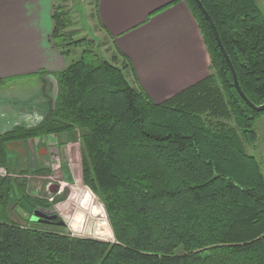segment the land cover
Masks as SVG:
<instances>
[{"label": "trees", "instance_id": "trees-1", "mask_svg": "<svg viewBox=\"0 0 264 264\" xmlns=\"http://www.w3.org/2000/svg\"><path fill=\"white\" fill-rule=\"evenodd\" d=\"M186 1L210 56L204 79L156 103L129 82L123 56L118 65L88 47L52 74L57 94L42 123L0 135V166L9 173L7 144L76 132L82 182L102 203L115 241L10 221L4 209L14 189L17 204L53 203L30 198L24 182L5 176L0 264H264V175L246 149L264 111L240 98L208 22L195 0ZM200 1L241 90L262 104L264 14L257 0ZM52 18L50 39L68 57L66 45L82 39H67L63 11Z\"/></svg>", "mask_w": 264, "mask_h": 264}, {"label": "crops", "instance_id": "crops-1", "mask_svg": "<svg viewBox=\"0 0 264 264\" xmlns=\"http://www.w3.org/2000/svg\"><path fill=\"white\" fill-rule=\"evenodd\" d=\"M95 4L97 21L129 65L131 84L152 101L163 102L209 74L210 56L186 0ZM55 9L64 10L57 0H0V135L41 124L52 107L51 76L68 65L50 39ZM41 138L36 151L53 162L54 147L65 148L62 135ZM28 140L7 144L6 151L15 144L27 150ZM74 189L71 218L84 209V192Z\"/></svg>", "mask_w": 264, "mask_h": 264}, {"label": "rangeland", "instance_id": "rangeland-1", "mask_svg": "<svg viewBox=\"0 0 264 264\" xmlns=\"http://www.w3.org/2000/svg\"><path fill=\"white\" fill-rule=\"evenodd\" d=\"M57 2L64 8L63 20L65 22V28L71 33L67 35V39L71 40V42L82 39V42L78 43L77 46L71 44V46L66 45V49L70 48L73 50L66 57L68 64L72 60L79 58L82 50L89 47L97 54V57L110 60L115 56V62L118 65H122L124 62L122 56L116 52L112 40L106 35L97 21L96 0H57ZM257 5L264 14V0H257ZM88 42L90 44H87ZM128 80L132 83L130 78ZM27 82L34 85V80ZM253 128L257 137L254 145L249 146L250 144H247L246 149L248 153L254 155L260 162V168L264 175L263 116L254 121ZM61 135L63 141L60 142V145H64L65 148H62V150L59 148L61 154L58 151V154L56 153L53 156V159H55L53 162L48 158V155L43 157L41 152L38 153L36 151L40 147L41 137L29 139L27 150H23L18 144L10 145L13 149L12 151H10L11 149L7 151V163L9 165L13 164L15 167L9 173H6L0 166V178L7 176L15 185L24 182L26 184L25 194L30 196V198L46 200L49 203H53L51 207H48L47 211L51 214H56L58 221H62L63 225H41L45 230L66 233L74 237L92 238L113 243L115 240L104 207L83 184L81 179L77 133H63ZM49 139L51 140V137ZM52 140L55 142L54 138ZM54 152L57 151L54 150ZM39 159H42V161ZM74 188H79L84 192L80 200V204L84 206V209L80 211L81 213L78 212L74 218H71L70 212L73 203L70 197L75 190ZM18 195H20V192L15 189L10 194L8 206L4 209L5 217L21 225H37L39 227L40 224L30 223L29 220L34 209H43V207L32 208L31 204H27L25 201L17 204ZM181 251L179 249L177 253Z\"/></svg>", "mask_w": 264, "mask_h": 264}, {"label": "water", "instance_id": "water-1", "mask_svg": "<svg viewBox=\"0 0 264 264\" xmlns=\"http://www.w3.org/2000/svg\"><path fill=\"white\" fill-rule=\"evenodd\" d=\"M198 8L200 9V11L202 12L203 16L205 17L206 21L208 22L211 32L214 36V39L216 41V44L220 50V52L223 55V58L227 64V67L230 70L231 76H232V80H233V85L234 88L236 90V92L238 93V95L240 96V98L243 100V102L252 110L256 111V112H262L264 111V102L260 105H255L254 103H252L247 97L246 95L243 93V91L241 90L239 84H238V80H237V75L235 72V69L228 57V54L226 53L222 42L220 40V37L218 35V32L216 30V27L212 21V19L210 18L209 14L207 13V11L205 10V8L203 7L202 3L200 0H195ZM52 79V98H55L56 94H57V84L55 79L53 78V76H51ZM55 135L53 134V137ZM58 148L54 147V150H56L57 152H54L55 154H58ZM57 217L56 214H51L49 213V211L45 210V209H34L32 212V216L30 217V221L31 222H36V223H41V224H57V225H63L62 221H58V222H53V220Z\"/></svg>", "mask_w": 264, "mask_h": 264}, {"label": "flooded vegetation", "instance_id": "flooded-vegetation-1", "mask_svg": "<svg viewBox=\"0 0 264 264\" xmlns=\"http://www.w3.org/2000/svg\"><path fill=\"white\" fill-rule=\"evenodd\" d=\"M43 209H45V210H47L48 208H44L43 207ZM32 216V215H31ZM58 221V217H56L54 220H53V222H57ZM37 224V223H36ZM39 224H41V223H39Z\"/></svg>", "mask_w": 264, "mask_h": 264}]
</instances>
